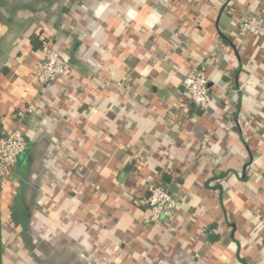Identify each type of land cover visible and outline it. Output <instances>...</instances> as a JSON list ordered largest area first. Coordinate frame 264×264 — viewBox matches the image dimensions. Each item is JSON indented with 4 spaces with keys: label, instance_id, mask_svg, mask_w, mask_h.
<instances>
[{
    "label": "crops",
    "instance_id": "obj_1",
    "mask_svg": "<svg viewBox=\"0 0 264 264\" xmlns=\"http://www.w3.org/2000/svg\"><path fill=\"white\" fill-rule=\"evenodd\" d=\"M247 16L264 22V0H0V137L32 110L0 182V264H264V31L243 34ZM43 41L69 65L45 89ZM157 180L174 214L149 226L137 201Z\"/></svg>",
    "mask_w": 264,
    "mask_h": 264
},
{
    "label": "built area",
    "instance_id": "obj_2",
    "mask_svg": "<svg viewBox=\"0 0 264 264\" xmlns=\"http://www.w3.org/2000/svg\"><path fill=\"white\" fill-rule=\"evenodd\" d=\"M240 30L251 37H259L264 31V22L258 16H247L241 20ZM43 60L38 62L33 72V80L42 89L54 85L69 72L64 54L48 41H43ZM188 104L195 112H206L212 103L209 78L200 64H195L183 83ZM32 110L13 115L16 127L0 137V182L5 183L27 149V141L21 129L25 118ZM145 208L148 218L146 224L160 225L174 214L175 200L161 180L149 185L147 195L137 201Z\"/></svg>",
    "mask_w": 264,
    "mask_h": 264
},
{
    "label": "trees",
    "instance_id": "obj_3",
    "mask_svg": "<svg viewBox=\"0 0 264 264\" xmlns=\"http://www.w3.org/2000/svg\"><path fill=\"white\" fill-rule=\"evenodd\" d=\"M33 44H34V46H35V49H38L39 47V45H37L38 43H37V40H34L33 41ZM41 48H42V44H41ZM237 107H238V105H237ZM164 179H165V177H164ZM162 182H163V180H162ZM164 183H165V181H164Z\"/></svg>",
    "mask_w": 264,
    "mask_h": 264
}]
</instances>
